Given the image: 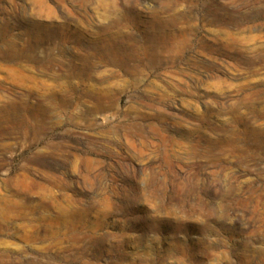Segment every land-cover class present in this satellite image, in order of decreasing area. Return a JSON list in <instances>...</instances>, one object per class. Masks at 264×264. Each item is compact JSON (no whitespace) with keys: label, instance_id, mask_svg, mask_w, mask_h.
Listing matches in <instances>:
<instances>
[{"label":"rangeland","instance_id":"obj_1","mask_svg":"<svg viewBox=\"0 0 264 264\" xmlns=\"http://www.w3.org/2000/svg\"><path fill=\"white\" fill-rule=\"evenodd\" d=\"M0 264H264V0H0Z\"/></svg>","mask_w":264,"mask_h":264},{"label":"bare ground","instance_id":"obj_2","mask_svg":"<svg viewBox=\"0 0 264 264\" xmlns=\"http://www.w3.org/2000/svg\"><path fill=\"white\" fill-rule=\"evenodd\" d=\"M7 44V43H6Z\"/></svg>","mask_w":264,"mask_h":264}]
</instances>
